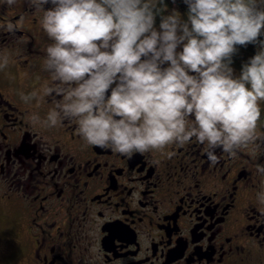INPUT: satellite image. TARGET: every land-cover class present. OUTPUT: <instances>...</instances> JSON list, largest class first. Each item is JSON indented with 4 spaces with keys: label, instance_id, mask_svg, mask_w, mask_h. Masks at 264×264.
<instances>
[{
    "label": "flooded vegetation",
    "instance_id": "1",
    "mask_svg": "<svg viewBox=\"0 0 264 264\" xmlns=\"http://www.w3.org/2000/svg\"><path fill=\"white\" fill-rule=\"evenodd\" d=\"M0 2V264H264V107L260 139L215 164L195 137L131 156L88 144L77 118L46 123L64 97L45 84L75 85L45 70L43 11Z\"/></svg>",
    "mask_w": 264,
    "mask_h": 264
},
{
    "label": "clouds",
    "instance_id": "2",
    "mask_svg": "<svg viewBox=\"0 0 264 264\" xmlns=\"http://www.w3.org/2000/svg\"><path fill=\"white\" fill-rule=\"evenodd\" d=\"M5 2L11 6L16 0ZM28 2L43 11L41 26L53 41L46 49L45 70L53 82L75 85L45 84V96L64 97L48 113L47 124L77 118L88 144L129 156L195 137L207 142L213 164L217 147L234 155L235 149L260 139L264 40L258 38L264 35V8L257 0H185L187 22L175 12L162 16L160 32L153 27L158 0ZM4 26L10 34L19 28L11 21ZM249 43L260 51L233 78L229 65L235 46ZM8 62V56L0 57V67ZM165 62L170 66L161 70Z\"/></svg>",
    "mask_w": 264,
    "mask_h": 264
},
{
    "label": "trees",
    "instance_id": "3",
    "mask_svg": "<svg viewBox=\"0 0 264 264\" xmlns=\"http://www.w3.org/2000/svg\"><path fill=\"white\" fill-rule=\"evenodd\" d=\"M259 1H261L262 4H259ZM263 1L257 0V3L261 8L264 7ZM157 9L160 14L156 15V18H160L164 13H167L170 10L180 12L186 19L188 18L189 9L185 0H162V2H159L158 0ZM261 31L264 33V28H262ZM258 39L264 40V35H261ZM235 48L236 51L231 56L230 65L234 66L240 75L242 67L245 64H248L250 59L254 57L258 51H260V47L258 44L249 43L246 45H236Z\"/></svg>",
    "mask_w": 264,
    "mask_h": 264
},
{
    "label": "rangeland",
    "instance_id": "4",
    "mask_svg": "<svg viewBox=\"0 0 264 264\" xmlns=\"http://www.w3.org/2000/svg\"><path fill=\"white\" fill-rule=\"evenodd\" d=\"M1 1V0H0ZM263 1V0H262ZM1 3V2H0ZM263 3H264V1H263ZM259 4H262L261 3V1H259ZM1 6L2 5H0V9H1ZM264 8V7H263ZM173 12H175V13H177L178 14V12L177 11H169V12H167V13H164L162 16H167V15H170V14H172ZM179 15V14H178ZM162 16L160 17V18H156L155 17V20H154V24L155 25H160V22H161V18H162ZM180 17V16H179ZM181 19V21L182 22H187V20H186V18L183 16L182 18H180ZM189 28H190V24H189ZM237 71V70H236ZM238 73V72H237ZM235 71L234 72H232V74L233 75H235V74H237ZM259 105H260V112L262 111V108L264 107V101H259Z\"/></svg>",
    "mask_w": 264,
    "mask_h": 264
}]
</instances>
